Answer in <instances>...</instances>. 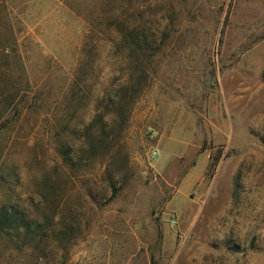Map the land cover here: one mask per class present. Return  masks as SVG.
<instances>
[{
	"label": "rangeland",
	"instance_id": "rangeland-1",
	"mask_svg": "<svg viewBox=\"0 0 264 264\" xmlns=\"http://www.w3.org/2000/svg\"><path fill=\"white\" fill-rule=\"evenodd\" d=\"M119 6L155 34L149 86L75 163L94 114L71 101L85 41L94 92L137 55L93 28ZM0 129V204L58 234L39 250L0 237V264H264V0H0Z\"/></svg>",
	"mask_w": 264,
	"mask_h": 264
},
{
	"label": "trees",
	"instance_id": "trees-1",
	"mask_svg": "<svg viewBox=\"0 0 264 264\" xmlns=\"http://www.w3.org/2000/svg\"><path fill=\"white\" fill-rule=\"evenodd\" d=\"M123 11L122 6L113 8V11L106 18L101 16L103 18L97 19L100 20V24L105 22V24L108 23L110 26L99 27L96 20L97 23L93 22L95 23L93 28L105 36L116 32L120 38V42L130 41L133 51L137 55L128 66L129 74L120 78L116 84V89L106 91V87L103 86L102 90L94 92L92 81L95 72V59L91 55V51L93 48L97 49L99 44L97 42L91 43L90 38L94 35L91 34L84 43L82 49L83 59L79 63V70L76 71L70 82V90L73 95L71 101L80 104L88 100V103H91L90 107L92 106L94 111L90 123L85 124L83 120H79V124L83 127V132L74 131L75 135H77V140H80L81 137L83 138L81 146L89 148V150H86L85 155L72 156L75 163L76 160L82 163L86 157H90L91 160L96 161L97 158L94 157V153L100 149V146L103 147L104 143L108 145L107 141L112 140L111 142H114L117 140V132L119 133L117 130L120 127H122V130L125 128L137 100L149 86L151 61L154 55L151 42L155 34L152 30L143 28L137 24L127 25L124 20ZM101 92L105 96L100 97L101 95L99 94ZM1 97L3 99L8 98L6 94H2ZM11 101L12 99L8 101V104ZM102 101H109V105L112 108L111 111H107L109 112L107 114L103 113L102 107H100ZM82 114V108H79L78 115ZM106 127H110L111 130H107ZM109 160V164L112 165V159L110 158ZM108 179L110 184L113 185V191L110 196V199H112L117 195L119 190L115 186V182H117L115 176H109ZM51 189L55 192L57 187L52 186ZM55 211L45 212L44 214L47 215L46 220L51 218V215L54 216L58 213ZM13 234L17 237L16 247L20 250L27 247L31 248L30 244H34V249L39 250L43 244L45 246L49 245L47 241L49 242L51 236L58 235L54 230L51 231L49 225L38 224L33 227L32 222L29 220V215L25 211L20 210L16 205L0 204V237L8 243H13ZM41 253L37 256H41Z\"/></svg>",
	"mask_w": 264,
	"mask_h": 264
},
{
	"label": "built area",
	"instance_id": "built-area-1",
	"mask_svg": "<svg viewBox=\"0 0 264 264\" xmlns=\"http://www.w3.org/2000/svg\"><path fill=\"white\" fill-rule=\"evenodd\" d=\"M156 154H157V151H156V150H154V151H153V155L155 156Z\"/></svg>",
	"mask_w": 264,
	"mask_h": 264
}]
</instances>
